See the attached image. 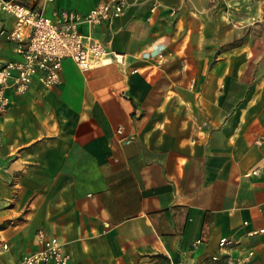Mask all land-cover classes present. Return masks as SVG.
<instances>
[{
	"label": "crops",
	"instance_id": "obj_1",
	"mask_svg": "<svg viewBox=\"0 0 264 264\" xmlns=\"http://www.w3.org/2000/svg\"><path fill=\"white\" fill-rule=\"evenodd\" d=\"M25 1L52 16L101 0ZM209 1L126 0L109 27H79L122 64L65 59L58 85L7 93L0 264L39 229L70 264H264V48L251 27L210 56L236 26L214 36ZM12 21L0 13V63L16 59Z\"/></svg>",
	"mask_w": 264,
	"mask_h": 264
},
{
	"label": "built area",
	"instance_id": "obj_2",
	"mask_svg": "<svg viewBox=\"0 0 264 264\" xmlns=\"http://www.w3.org/2000/svg\"><path fill=\"white\" fill-rule=\"evenodd\" d=\"M125 6L126 0H101L84 14L59 10L47 16L25 0H0V13L13 20L7 40L16 55V59L0 63V112L10 104L8 92L22 96L34 83L44 89L58 85L65 59L80 72L122 64V54L106 51L99 40L82 34L79 27H109L123 14ZM228 244L224 239L219 242L221 247ZM35 246L34 252L19 264H70L63 242L45 230L36 231ZM247 258L238 257L226 264H245Z\"/></svg>",
	"mask_w": 264,
	"mask_h": 264
},
{
	"label": "rangeland",
	"instance_id": "obj_3",
	"mask_svg": "<svg viewBox=\"0 0 264 264\" xmlns=\"http://www.w3.org/2000/svg\"><path fill=\"white\" fill-rule=\"evenodd\" d=\"M201 1V0H199ZM210 15L205 25L211 28L214 36H221L223 31L233 28L235 32L227 33L225 45L219 50L210 49V56L214 51L228 49L243 42L249 35L250 28H254L259 40V48H264V0H210ZM256 26V27H254ZM240 33V34H239ZM156 264H169L166 259L156 261Z\"/></svg>",
	"mask_w": 264,
	"mask_h": 264
}]
</instances>
